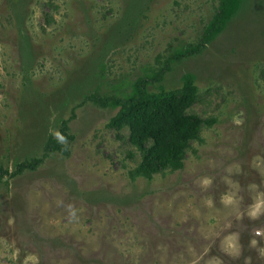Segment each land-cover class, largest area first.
Segmentation results:
<instances>
[{
    "label": "rangeland",
    "instance_id": "rangeland-1",
    "mask_svg": "<svg viewBox=\"0 0 264 264\" xmlns=\"http://www.w3.org/2000/svg\"><path fill=\"white\" fill-rule=\"evenodd\" d=\"M218 7L0 0V168L44 159L0 183V264H264V0L176 59ZM187 75L201 96L191 112L213 125L181 170L136 176L128 129L108 127L118 109L86 98L125 97L140 79L172 91ZM65 121L69 155H46L50 139L68 143Z\"/></svg>",
    "mask_w": 264,
    "mask_h": 264
},
{
    "label": "trees",
    "instance_id": "trees-1",
    "mask_svg": "<svg viewBox=\"0 0 264 264\" xmlns=\"http://www.w3.org/2000/svg\"><path fill=\"white\" fill-rule=\"evenodd\" d=\"M245 0H219V7L205 27L200 42L191 48L181 49L176 59L181 60L199 54L213 42L226 28L229 22L241 10ZM162 73L154 80L161 81ZM148 79H140L134 84L133 92L125 97H104L93 94L85 102L103 108L118 109L108 127L114 130L129 131V143L141 154V162L135 170L136 176L152 177L168 171L181 170L192 143L201 139L205 127L212 126L214 121L204 119L192 113V108L200 102V91L193 75L185 77L182 88L159 92H150ZM69 121L63 123L62 136L67 144L50 139L45 147L46 155L60 152L69 155V145L73 136L69 134ZM44 159L19 164L13 174L0 168V183L5 176L23 174L37 169Z\"/></svg>",
    "mask_w": 264,
    "mask_h": 264
},
{
    "label": "clouds",
    "instance_id": "clouds-1",
    "mask_svg": "<svg viewBox=\"0 0 264 264\" xmlns=\"http://www.w3.org/2000/svg\"><path fill=\"white\" fill-rule=\"evenodd\" d=\"M203 184H204V186H208V185L211 184V181H210L209 179H205V180H203ZM225 201H226V203H229V204L233 203L232 196L229 195V196L225 197ZM209 203H210V201H209ZM260 208H261V205H260L259 203H257V204H256V205L250 210V213H249V214H250L251 216L255 217V216L259 213ZM253 243H255V242H253Z\"/></svg>",
    "mask_w": 264,
    "mask_h": 264
}]
</instances>
